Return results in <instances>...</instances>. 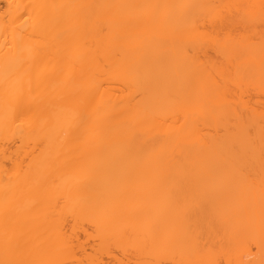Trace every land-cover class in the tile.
Instances as JSON below:
<instances>
[{
  "label": "bare ground",
  "instance_id": "obj_1",
  "mask_svg": "<svg viewBox=\"0 0 264 264\" xmlns=\"http://www.w3.org/2000/svg\"><path fill=\"white\" fill-rule=\"evenodd\" d=\"M4 1L0 264H264V0Z\"/></svg>",
  "mask_w": 264,
  "mask_h": 264
},
{
  "label": "rangeland",
  "instance_id": "obj_2",
  "mask_svg": "<svg viewBox=\"0 0 264 264\" xmlns=\"http://www.w3.org/2000/svg\"><path fill=\"white\" fill-rule=\"evenodd\" d=\"M1 1V3H0V9L2 10V8H4L3 6L5 5V1H4V3H3V0H0ZM4 4V5H3ZM69 228V227H68ZM81 228V227H80ZM84 228V230H88L90 227L89 226H87V228H86V226L85 227H83ZM82 228V229H83ZM82 229H81V232L80 231H77V230H80L79 228L76 230L77 232H76V234L78 233V235H80V237H78V239L79 238H81V239H79V242H81L80 240H83L84 241V244H83V242H82V244L81 243H78V241L76 240V244H81V247H85L86 248V253H85V250L83 251L82 250V252H81V249L79 248V252H78V248H77V252L79 253L78 255L80 256H83V259L85 260V263H87V264H117L118 262H120V261H122V262H120L121 264H134L133 263V261L132 260H134V258H133V256L134 255H136V253L135 254H133L134 253V251H133V253H132V250H128L127 252H126V250L124 251L123 250V252L122 251H120V250H122L121 248H119V247H117V246H115L117 249H120V250H108L107 251V253H111L110 255L109 254H107L106 252V254H99L100 252H102V251H100V249H99V251H97V252H95V250H94V245H95V249H96V244H98V241L96 240H94L95 238L93 237V239H87V237H85V231L83 230V232L84 233H82ZM92 228H90L89 229V231L91 230ZM69 231V230H68ZM70 231H71V229H70ZM89 231H87V232H89ZM91 232H92V230H91ZM91 232H89V233H91ZM82 234H84V235H82ZM87 235V234H86ZM90 238H92V236H89ZM74 242H75V240H74ZM94 242H96V243H94ZM79 245H78V247H79ZM82 245H84V246H82ZM75 247H77V245H74ZM98 246H99V244H98ZM114 247V246H113ZM99 248V247H98ZM111 248H112V246H111ZM97 250V249H96ZM75 251H76V248H75ZM74 251V252H75ZM84 252V253H83ZM98 253V255L99 256H97V257H99V258H97L96 256V258H97V261H95V262H93L94 260H92L91 262L90 261H88L86 258H84V256L86 255V254H88L87 256H89V255H91V254H93V257H94V255H95V253ZM125 252V253H124ZM129 252V253H128ZM130 252H131V255L130 256H132V254H133V256L132 257H130L129 256V254H130ZM83 253V254H82ZM90 253V254H89ZM122 253H124V254H128V256L127 255H123ZM76 255H77V253H75ZM116 255V256H115ZM86 256V257H87ZM111 257H116V258H111ZM129 257V258H128ZM135 258H137L136 256H134ZM78 258V257H77ZM82 258V257H81ZM81 258H79L78 260H80L81 262H82V264L84 263V260L83 259H81ZM88 258V257H87ZM89 258H90V256H89ZM92 258V257H91ZM118 258V259H117ZM139 258V257H138ZM221 258H223V257H219L218 259H219V261H221L220 259ZM115 259H117V260H115ZM140 259H142L143 260V258H140ZM139 259V260H140ZM164 259H165V261H164ZM224 259V258H223ZM89 260H91V259H89ZM96 260V259H95ZM136 260V261H135ZM134 260V262H136L135 264H137V259H135ZM138 260V261H139ZM161 260H162V258H161ZM169 259H167L166 260V258H163V263H166V264H177V262H179V261H177V260H175V262H174V260H172L174 263H172V262H170L171 260H169ZM225 260V259H224ZM153 261V260H152ZM167 261V262H166ZM218 261V260H217ZM69 262V261H68ZM140 262H141V260H140ZM143 262H151V260H149V259H145V260H143ZM72 263H77L76 262V260H75V262H71V264ZM84 263V264H85ZM119 263V264H120ZM203 263H206V262H203ZM218 263H220V264H222L221 262H216V264H218ZM226 263V261L224 262V264ZM68 264V263H67ZM70 264V263H69ZM178 264H180V263H178ZM181 264H183L182 262H181ZM201 264V263H200ZM226 264H228V263H226ZM232 264V263H231Z\"/></svg>",
  "mask_w": 264,
  "mask_h": 264
}]
</instances>
